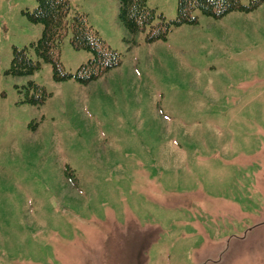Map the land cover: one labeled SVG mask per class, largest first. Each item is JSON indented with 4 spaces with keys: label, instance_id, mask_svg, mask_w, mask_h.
Wrapping results in <instances>:
<instances>
[{
    "label": "rangeland",
    "instance_id": "1",
    "mask_svg": "<svg viewBox=\"0 0 264 264\" xmlns=\"http://www.w3.org/2000/svg\"><path fill=\"white\" fill-rule=\"evenodd\" d=\"M71 2L121 57L87 83L8 74L44 25L37 0H0V264H264V3L152 40L117 0ZM71 36L75 74L93 53ZM29 81L44 104L22 102Z\"/></svg>",
    "mask_w": 264,
    "mask_h": 264
},
{
    "label": "trees",
    "instance_id": "2",
    "mask_svg": "<svg viewBox=\"0 0 264 264\" xmlns=\"http://www.w3.org/2000/svg\"><path fill=\"white\" fill-rule=\"evenodd\" d=\"M37 6L24 13L34 23L44 25L42 36L28 46L14 47L13 59L7 73L12 76L31 75L42 62L53 65L54 78L62 81L72 76L82 83L97 79L101 74L117 66L121 57L108 46L99 32L89 23L88 14L73 7L70 0H37ZM119 18L132 33L150 27L148 38L167 39L175 26L197 23L195 10L202 14L220 18L235 10L256 9L264 0H178L177 17L167 20L164 15L148 6L147 0H117ZM160 18L157 22L156 19ZM68 30L72 31L71 44L77 49L88 50L93 58L81 65L75 74L67 72L60 60L62 39ZM39 59H34L32 53ZM26 98L22 102L44 104L50 93L43 85L29 81Z\"/></svg>",
    "mask_w": 264,
    "mask_h": 264
}]
</instances>
